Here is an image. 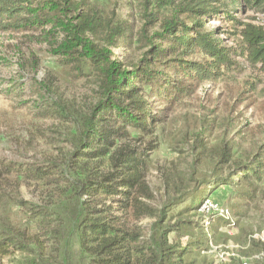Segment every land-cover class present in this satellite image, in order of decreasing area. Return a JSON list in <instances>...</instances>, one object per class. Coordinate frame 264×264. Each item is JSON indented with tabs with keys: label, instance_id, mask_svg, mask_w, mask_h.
I'll return each mask as SVG.
<instances>
[{
	"label": "trees",
	"instance_id": "16d2710c",
	"mask_svg": "<svg viewBox=\"0 0 264 264\" xmlns=\"http://www.w3.org/2000/svg\"><path fill=\"white\" fill-rule=\"evenodd\" d=\"M136 1L143 21L137 30L107 0H0V33L23 36L66 75L92 78L95 93V103L76 112L49 79L37 82L42 115L67 123L69 147L27 163L0 159V260L18 254L19 264H214L207 231L228 221L211 214L206 226L204 199L230 187L231 216L257 200L264 134L238 156L223 145L207 194L198 191L174 217V203L158 210L145 204L147 164L165 108L243 62L264 72V26L238 18L264 12V0ZM212 21L221 26L211 28ZM135 45L142 53L135 62L114 52ZM28 181L54 192L25 201L19 186ZM145 217L155 220L139 225ZM250 242L221 264H264V242Z\"/></svg>",
	"mask_w": 264,
	"mask_h": 264
},
{
	"label": "rangeland",
	"instance_id": "374dc122",
	"mask_svg": "<svg viewBox=\"0 0 264 264\" xmlns=\"http://www.w3.org/2000/svg\"><path fill=\"white\" fill-rule=\"evenodd\" d=\"M107 1L111 6L117 3L115 8L119 20H126L135 30L141 26L143 21L136 9L138 1ZM238 18L243 23L264 26V12L243 11ZM209 25L211 28L219 27L221 23L212 21ZM225 45H231L228 39ZM30 50H33L34 57ZM114 52L125 63L137 61L142 54L136 45L126 50L120 47ZM45 79L53 83L54 89L63 100L70 102L76 112L95 103L92 78L66 75L23 36L0 33L1 160L12 158L27 163L33 158L56 157L68 149L64 137L67 123L48 114L42 115L44 106L39 100L37 82ZM163 113L165 122L158 126L156 134L158 147L151 153L147 164L146 182L151 197L145 199V204L152 210H158L163 203H174L168 212V218H172L190 204L198 191L207 194V181L215 173L217 151L223 145L232 146L238 156L262 139L264 72L243 62L241 70L228 73L213 83H204L194 97L183 100L175 109L165 108ZM149 139H144L143 143ZM200 143L206 144V150L200 148ZM226 172L223 170L222 174ZM19 187L25 201L45 200L54 192V188L31 181ZM232 191L230 187L220 186L208 198L220 208L229 210ZM256 199L250 206H240L236 216L230 215L235 222L233 229L225 224L217 226L213 233L207 231L214 248L237 253L251 243L253 234L264 230V186ZM211 214L208 213L206 218ZM154 220V217H145L139 225H149ZM208 256L217 264L214 253H208ZM19 260V255L15 254L0 260V264H19Z\"/></svg>",
	"mask_w": 264,
	"mask_h": 264
},
{
	"label": "built area",
	"instance_id": "2783aa9c",
	"mask_svg": "<svg viewBox=\"0 0 264 264\" xmlns=\"http://www.w3.org/2000/svg\"><path fill=\"white\" fill-rule=\"evenodd\" d=\"M201 211L204 212L205 215H207L208 213L219 214L228 221L227 227L229 229H233L235 227V222L232 219H230L229 211L227 209L220 208L218 205L214 203V201H211L208 197L204 199V202L201 206ZM208 219L209 218H205L206 226L210 221ZM250 240L255 241V242L256 241L264 242V230L261 233L253 234ZM210 253H214L215 257H217L218 259L217 264L226 262L230 257L234 255V253L229 250H220V249L214 248L212 245H211ZM243 264H248V263L247 261H244Z\"/></svg>",
	"mask_w": 264,
	"mask_h": 264
}]
</instances>
